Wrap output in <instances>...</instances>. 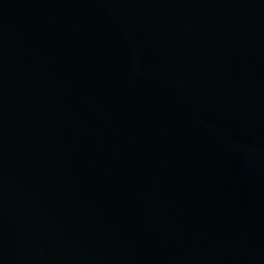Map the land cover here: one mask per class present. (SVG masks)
Instances as JSON below:
<instances>
[{
	"label": "water",
	"instance_id": "95a60500",
	"mask_svg": "<svg viewBox=\"0 0 264 264\" xmlns=\"http://www.w3.org/2000/svg\"><path fill=\"white\" fill-rule=\"evenodd\" d=\"M0 264H264V0H0Z\"/></svg>",
	"mask_w": 264,
	"mask_h": 264
}]
</instances>
